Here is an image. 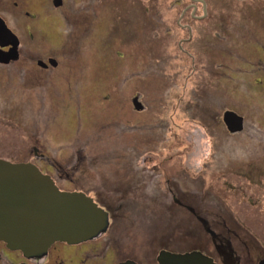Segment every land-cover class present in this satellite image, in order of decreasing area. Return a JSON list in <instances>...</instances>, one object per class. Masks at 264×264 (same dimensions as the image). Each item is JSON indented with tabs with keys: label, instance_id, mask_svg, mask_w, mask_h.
<instances>
[{
	"label": "rangeland",
	"instance_id": "obj_1",
	"mask_svg": "<svg viewBox=\"0 0 264 264\" xmlns=\"http://www.w3.org/2000/svg\"><path fill=\"white\" fill-rule=\"evenodd\" d=\"M190 1L90 0L75 24L39 23L27 61L0 65V159L109 205L111 219L95 201L109 227L94 238H111L109 261L112 248L143 264L213 252L199 216H216L233 242L264 244V88L248 71L259 12L206 0L207 19L180 24ZM48 57L57 68L41 69ZM226 111L242 132L228 131Z\"/></svg>",
	"mask_w": 264,
	"mask_h": 264
},
{
	"label": "flooded vegetation",
	"instance_id": "obj_2",
	"mask_svg": "<svg viewBox=\"0 0 264 264\" xmlns=\"http://www.w3.org/2000/svg\"><path fill=\"white\" fill-rule=\"evenodd\" d=\"M88 1L90 0H85L83 1L85 4H82L81 0H0V20H2L7 28L17 37V40L14 41V43H17L16 51L12 50L13 47L11 45L1 46L0 44L1 52L7 54L10 53V56L6 55L1 58L3 62H0V65L9 66L11 63L27 61L23 54L24 51L22 50V43L27 37L34 39L36 32L42 35L41 29H39V23L57 17L61 20L69 22L70 25L75 24L77 23L76 20L79 18L81 10L87 9ZM190 2V4L184 6L183 8L180 15V24L189 15L192 22L204 21L207 17H209L210 9L206 0H191ZM232 3L234 4V7L235 5L240 4L241 7L245 8L251 16L254 15L255 11L259 12L257 13L258 15L255 13L258 18L260 17V20L255 23L256 26L253 30L252 41L254 43L251 41L255 61L250 63L248 71H253V75L258 74V79H256L254 84L264 88V0H233ZM8 10H12L14 12L13 20H15V23L10 21L8 18L9 12H6ZM238 13L241 14V12ZM249 19H251V17ZM182 28L187 31L188 39H182L181 42L185 43L192 41L193 33L191 24L187 23V25L182 26ZM2 41L3 40L0 39V42ZM7 42L9 41L4 40L2 43ZM183 43H180L181 48ZM15 53L17 54V59L13 60ZM7 59H10V61L4 62ZM51 60H55L57 65H52ZM48 63L50 65L44 62H40L39 65L41 69L44 70L49 69L50 66L57 68L59 65V62L53 57H48ZM221 68L226 67L224 66ZM227 68H229V66ZM38 168L43 172L40 167ZM52 179L58 188L61 191H64L59 187L56 179L53 177ZM95 201L106 209L111 219L113 215L112 209L109 208V205L104 204L103 202L100 203V200ZM199 220L202 223V229L211 240L214 251L212 252V249L208 250L203 247L193 251L200 252L209 257L213 260L214 264H264L263 243L259 241V243H257L256 240L251 241V239H246L245 241L243 240L241 243L233 242L232 239L227 236V232L221 229V226L219 225L220 222L216 216L213 219L210 217L204 218L199 216ZM204 237L205 238H202L199 241L202 244L205 243V239L207 238L206 236ZM99 242L97 239L79 244L57 242L53 244L45 254L41 256L28 257L21 250L12 249L8 247L5 242L0 241V264H122L128 261L135 264H143L140 260L136 261L131 258L118 257V253L116 254L113 248L112 255L109 256V258H112L111 261H109L105 256L107 253L102 258V252L107 251L110 246L112 247L113 243L111 244L112 241L110 237H107L103 243ZM94 244H97L95 248H93ZM238 250H241L242 252L238 253ZM113 251L115 252L114 254ZM100 258L103 259L101 263L99 261ZM93 259L95 262L91 263V260ZM152 263L159 264L158 258L156 260L154 259Z\"/></svg>",
	"mask_w": 264,
	"mask_h": 264
},
{
	"label": "water",
	"instance_id": "obj_3",
	"mask_svg": "<svg viewBox=\"0 0 264 264\" xmlns=\"http://www.w3.org/2000/svg\"><path fill=\"white\" fill-rule=\"evenodd\" d=\"M1 46L17 50V37L0 20ZM10 53L0 51L2 57ZM10 56V55H9ZM17 59V54L13 60ZM10 59L4 62H9ZM51 64L56 66L55 60ZM137 110L143 108L134 100ZM223 121L232 134L244 130V118L226 111ZM109 227L108 213L83 192L61 191L51 176L33 163H13L0 159V241L21 250L26 256H41L57 242L79 244L90 241ZM159 264H214L200 252H161ZM122 264H135L125 262Z\"/></svg>",
	"mask_w": 264,
	"mask_h": 264
},
{
	"label": "trees",
	"instance_id": "obj_4",
	"mask_svg": "<svg viewBox=\"0 0 264 264\" xmlns=\"http://www.w3.org/2000/svg\"><path fill=\"white\" fill-rule=\"evenodd\" d=\"M104 203V202H103ZM105 204V203H104Z\"/></svg>",
	"mask_w": 264,
	"mask_h": 264
}]
</instances>
